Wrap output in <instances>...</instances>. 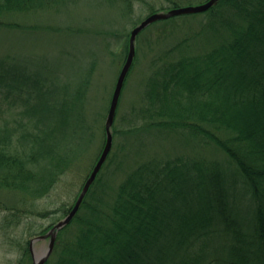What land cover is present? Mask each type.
<instances>
[{
    "label": "trees",
    "instance_id": "trees-1",
    "mask_svg": "<svg viewBox=\"0 0 264 264\" xmlns=\"http://www.w3.org/2000/svg\"><path fill=\"white\" fill-rule=\"evenodd\" d=\"M63 1L0 0V26L21 29L14 17L27 18ZM122 1L126 19L137 25L144 17L130 15L133 0ZM164 1L160 8L149 6L148 14L192 3ZM195 15L201 18L199 27L182 31L152 60L146 106L127 133H183L195 145L223 151L234 165L232 173L181 155L142 161L118 185L105 210L101 200L88 202L93 194L88 190L73 218L75 234L59 237L45 264H264V0H218L206 11L152 24L174 27ZM107 41L110 46L109 36ZM4 60L0 85L5 97L31 83L33 102L18 114H37V120L23 138L38 144L32 156L46 161L55 174L61 171L53 153L58 134L84 101L93 65L82 70L75 88L65 81L60 89L40 76L25 77ZM8 141L9 130L0 125V185L18 174L33 183L35 174L27 167L32 157L11 152ZM236 187L250 204L245 213L231 198ZM13 218L20 222L18 214ZM28 243L18 244L23 246L17 264H32Z\"/></svg>",
    "mask_w": 264,
    "mask_h": 264
},
{
    "label": "rangeland",
    "instance_id": "rangeland-1",
    "mask_svg": "<svg viewBox=\"0 0 264 264\" xmlns=\"http://www.w3.org/2000/svg\"><path fill=\"white\" fill-rule=\"evenodd\" d=\"M133 1L130 15L136 18L140 15L145 17L149 6L160 8L167 5L164 0ZM186 1L203 3V0ZM184 5L189 4L181 6ZM124 6L122 0H64L53 8L37 10L27 18L22 15L14 17L25 30L0 26V61L4 58L6 63L16 64L25 77L34 79L40 76L45 82H50L49 86L60 89L61 84L68 81L75 88L80 83L82 70L93 65L84 101L75 110L77 117L72 116L65 132L61 136L58 134L53 153L61 160V171L55 174L46 161L32 156L38 150V144L23 138L26 132L35 129L32 126L37 120V114H18L26 109L24 104L33 102L31 83L22 87V92L14 90L7 97L5 88L0 85V125L9 130L10 151L32 157L27 167L35 174L31 184L25 183L18 174V177L5 180L0 185V264H17L19 250L23 246L19 243L29 239L30 246L33 238L44 234L38 233L39 229L48 230L64 218L100 156L105 143V119L110 100L126 59V40H129L134 27L126 19L129 15L126 10L124 12ZM198 18L195 15L184 21L178 20L174 27L167 25V30V26L155 23L138 33L135 59L125 78L112 124V147L90 186L89 191L93 194L87 198L88 202L101 200L100 207L105 210L130 170L152 157L167 159L181 155L207 165L213 163L228 174L232 173L234 165L229 163V157L223 151L209 145H195L183 133L166 130L150 134L142 132L143 135L138 136L135 131L127 133L138 110L146 106L144 93L146 78L152 71V60L182 31L189 27L197 29L201 20ZM178 24L180 27L177 28ZM107 36L110 46L107 45ZM37 126L44 124L38 122ZM233 193L234 205L243 213L248 211L250 204L241 195L239 187L233 189ZM16 214L20 218L18 223H14ZM77 225L72 220L59 230L63 231L57 235V240L59 237L72 238ZM47 246V238L31 245L37 254Z\"/></svg>",
    "mask_w": 264,
    "mask_h": 264
},
{
    "label": "water",
    "instance_id": "water-1",
    "mask_svg": "<svg viewBox=\"0 0 264 264\" xmlns=\"http://www.w3.org/2000/svg\"><path fill=\"white\" fill-rule=\"evenodd\" d=\"M218 0H207L203 3L196 4V5H187V6H181V7H176L169 9L167 11H159L155 12L152 14L147 15L145 18H143L136 26H134L129 35V40H128V50H127V55L126 59L124 61V64L121 67V70L118 74V77L116 79V83L114 86V90L112 93V97L110 100L107 116L105 119V143L103 146V149L100 153V156L93 167L89 177L85 181L82 190L76 199L75 204L73 207L70 209V211L64 216L62 220L57 222L55 225H53L48 232H46L43 235L36 236L30 241V249H31V254H32V260L33 264H45L46 260L49 258L50 254L53 251L56 235L59 229L67 225L71 219L74 217L76 214L85 194L87 193V190L90 186V184L94 181L98 171L100 170L102 164L104 163L111 147H112V132H111V127L114 121L115 113H116V108L118 105L119 97L121 94V90L124 84V80L126 78V75L131 67V64L133 62L134 56H135V40L137 34L143 30L145 27H147L149 24L158 21V20H163L167 19L172 16L176 15H184V14H194V13H200L203 11L208 10L211 6L217 3ZM48 238V246L47 248L42 251L41 253L37 254L33 251L31 245L39 240V239H44Z\"/></svg>",
    "mask_w": 264,
    "mask_h": 264
}]
</instances>
